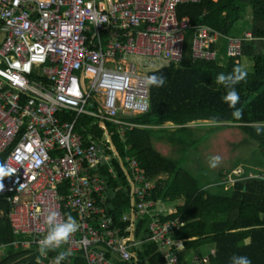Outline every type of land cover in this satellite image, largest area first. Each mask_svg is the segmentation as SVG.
I'll return each instance as SVG.
<instances>
[{
    "label": "built area",
    "instance_id": "built-area-1",
    "mask_svg": "<svg viewBox=\"0 0 264 264\" xmlns=\"http://www.w3.org/2000/svg\"><path fill=\"white\" fill-rule=\"evenodd\" d=\"M197 2L0 0L5 35L0 44V156L8 154L2 166L12 169L0 195H13L15 236L12 243L0 244V254L12 246L30 252L28 257L35 253L39 264H54L64 251L70 255L61 264H71L75 257L87 264H133L134 249L142 245L134 240L135 229L147 218L150 243L163 264H209L214 249L203 256L186 251V241L176 239L184 224L163 221L175 207L148 198L155 183L135 158L127 157V168L120 161L131 185L123 231L109 216L107 180L101 175L105 165L119 158L114 134L123 138L138 125L129 118L149 110L148 65H158L155 70L180 67L186 32L192 29L193 63L221 60L220 40L226 58H237L243 42L253 38L250 32L222 36L178 19L179 5ZM82 116L99 123L104 131L100 141L76 132ZM235 172L241 176L244 171ZM51 211L61 222L71 216L79 229L60 248L41 256L38 241L47 234Z\"/></svg>",
    "mask_w": 264,
    "mask_h": 264
},
{
    "label": "trees",
    "instance_id": "trees-1",
    "mask_svg": "<svg viewBox=\"0 0 264 264\" xmlns=\"http://www.w3.org/2000/svg\"><path fill=\"white\" fill-rule=\"evenodd\" d=\"M245 14L247 30L253 38L243 42L239 57L226 58L224 62L184 61L178 68L170 66L148 75H162L166 83L163 87L149 85L148 112L129 118L138 125L128 129L123 138L114 134L112 142L119 158L101 170L107 180L106 207L117 228H126L121 220L131 206L129 175L120 161L127 168L126 159L131 157L139 162L147 179L155 183L150 200L170 204L185 201L166 213L163 221L184 224L176 239L186 241V251L203 256L208 253L204 248L214 249L209 264H231L233 254L249 257L252 264H264V171L252 172L246 166L243 175L234 174L239 167L236 162L243 159L248 163L256 160L264 168V0H199L177 8L178 19L187 21L190 27L207 26L222 36H234ZM193 37V29L186 32V55L188 39L193 41ZM190 50L192 54V43ZM243 60L250 62L249 69L242 65ZM237 66L247 76L234 86L239 102L233 108L222 99L228 89L215 81L218 74H229ZM67 117L73 119L70 113ZM193 122L197 127L189 126ZM165 123L175 125L165 139L190 155L191 146L207 143L215 127L239 129L241 139L232 148L236 167L223 174L226 178L222 183L202 187L179 163L155 151L152 135L158 132L153 127ZM107 126L113 129L111 124ZM76 132L88 141H100L104 133L95 119L86 116L79 117ZM107 153L112 154V149ZM7 156H0V166ZM229 178L234 179L233 184ZM9 197L13 195H0V244H10L15 239ZM149 222L145 218L136 226L134 240L142 245L134 249L137 262L133 264H163L157 246L150 243L146 231ZM29 253L8 246L0 254V264H38L36 254L28 257ZM71 259V264H87L80 257Z\"/></svg>",
    "mask_w": 264,
    "mask_h": 264
},
{
    "label": "rangeland",
    "instance_id": "rangeland-1",
    "mask_svg": "<svg viewBox=\"0 0 264 264\" xmlns=\"http://www.w3.org/2000/svg\"><path fill=\"white\" fill-rule=\"evenodd\" d=\"M248 24V14L243 16V18L237 23L236 32L234 34H243L247 30ZM241 26V29L239 30ZM241 31V32H240ZM243 32V33H242ZM5 35L2 31H0V44L3 42ZM191 43L192 38L188 39L187 43V55L185 57V64L191 60ZM219 56H222V62L226 60V56L223 51ZM250 62L246 60L242 62V65L246 68H250ZM150 70H154L158 67V65H148ZM252 69V68H251ZM189 126L197 127L196 123H190ZM171 128H175V125L172 123H165L162 126L153 127V131L158 133H153L152 135V144L159 154L164 157H170L175 162L179 163L180 166L188 170L197 180H199L200 185L202 187H207L214 185L216 186L219 183H222L226 177L223 176L225 172L231 173L233 169L238 164L239 167L235 170V173H242L243 169L252 168V172L256 171H264V168L256 164V160H253L251 163L246 162V159L239 160L236 162L233 161V151L232 148L234 144L238 143L241 139V133L239 129L235 127H224L219 126L213 129L211 133L212 137L207 143L201 142V144H197L191 146L192 153L190 152L184 153V150L178 147H175L170 142L165 139L167 134H170L172 131ZM204 128H208L207 126ZM203 134V132H201ZM205 146H207L205 148ZM194 151V152H193ZM230 152V153H229ZM209 154V155H207ZM213 156H219L221 158L220 164L215 167H209V159ZM111 165V164H110ZM239 176V175H238ZM165 178V175L163 176ZM185 201H179L177 203H173L172 206H178L184 204ZM209 248H204L203 251H208Z\"/></svg>",
    "mask_w": 264,
    "mask_h": 264
},
{
    "label": "clouds",
    "instance_id": "clouds-1",
    "mask_svg": "<svg viewBox=\"0 0 264 264\" xmlns=\"http://www.w3.org/2000/svg\"><path fill=\"white\" fill-rule=\"evenodd\" d=\"M246 76L247 72L239 66L234 67L233 71L229 74L221 73L217 75L215 82L228 89L226 95L222 97V99L225 103H228L230 107L234 108L239 102V94L234 86L244 80ZM145 83L150 86L163 87L166 83V78L162 75H151L146 78ZM220 162L221 158L219 156H213L209 159V167L215 168ZM11 174L12 169L0 166V191L4 189L3 178ZM58 216L59 214L56 211H51L46 217L47 234L38 241V252L41 256H46L49 250L60 248L61 245L67 243L69 238L79 229V224L71 216L62 222L58 220ZM68 255H70L68 251L58 253L54 258V264H61ZM230 261L231 264H252L249 257L237 254H233L230 257Z\"/></svg>",
    "mask_w": 264,
    "mask_h": 264
},
{
    "label": "crops",
    "instance_id": "crops-1",
    "mask_svg": "<svg viewBox=\"0 0 264 264\" xmlns=\"http://www.w3.org/2000/svg\"><path fill=\"white\" fill-rule=\"evenodd\" d=\"M240 29H241V26H240L239 30H240ZM235 32H236V30H235ZM240 32H241V31H240ZM243 32L246 33V32H250V31L246 30V31H243ZM243 32H242V33H243ZM235 35H239V36H241L242 34H235ZM235 35H234V36H235ZM221 41H222V40H220V42H221ZM220 42H219V50H218V51H219V53L221 54V48H222L223 43L221 44ZM160 70H161V69H160ZM156 71H159V70H155V69H154V70L150 71L149 74L152 73V72H156ZM149 74H148V75H149ZM174 207H176V206H174Z\"/></svg>",
    "mask_w": 264,
    "mask_h": 264
},
{
    "label": "water",
    "instance_id": "water-1",
    "mask_svg": "<svg viewBox=\"0 0 264 264\" xmlns=\"http://www.w3.org/2000/svg\"><path fill=\"white\" fill-rule=\"evenodd\" d=\"M11 199V197H9Z\"/></svg>",
    "mask_w": 264,
    "mask_h": 264
}]
</instances>
